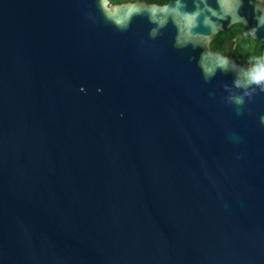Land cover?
Instances as JSON below:
<instances>
[{"label":"water","instance_id":"1","mask_svg":"<svg viewBox=\"0 0 264 264\" xmlns=\"http://www.w3.org/2000/svg\"><path fill=\"white\" fill-rule=\"evenodd\" d=\"M0 264H264V0H0Z\"/></svg>","mask_w":264,"mask_h":264},{"label":"trees","instance_id":"2","mask_svg":"<svg viewBox=\"0 0 264 264\" xmlns=\"http://www.w3.org/2000/svg\"><path fill=\"white\" fill-rule=\"evenodd\" d=\"M111 4L145 1L165 5L170 0H109ZM215 52L235 59L241 65H257L262 61L263 43L253 40L250 31L242 24H235L229 31L221 32L211 43Z\"/></svg>","mask_w":264,"mask_h":264}]
</instances>
